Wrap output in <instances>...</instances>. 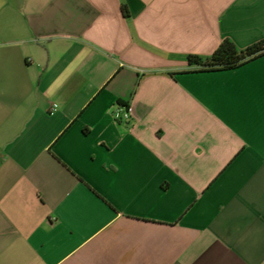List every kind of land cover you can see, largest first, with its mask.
I'll use <instances>...</instances> for the list:
<instances>
[{
  "label": "crops",
  "instance_id": "1",
  "mask_svg": "<svg viewBox=\"0 0 264 264\" xmlns=\"http://www.w3.org/2000/svg\"><path fill=\"white\" fill-rule=\"evenodd\" d=\"M226 39L264 0H0V264H264V55L186 59Z\"/></svg>",
  "mask_w": 264,
  "mask_h": 264
},
{
  "label": "trees",
  "instance_id": "2",
  "mask_svg": "<svg viewBox=\"0 0 264 264\" xmlns=\"http://www.w3.org/2000/svg\"><path fill=\"white\" fill-rule=\"evenodd\" d=\"M264 55V40L245 49H238L229 39L224 40L208 57L188 55L187 62L204 71L229 70Z\"/></svg>",
  "mask_w": 264,
  "mask_h": 264
},
{
  "label": "built area",
  "instance_id": "3",
  "mask_svg": "<svg viewBox=\"0 0 264 264\" xmlns=\"http://www.w3.org/2000/svg\"><path fill=\"white\" fill-rule=\"evenodd\" d=\"M112 118L116 122L127 121L131 118L130 109L126 105H117L112 111Z\"/></svg>",
  "mask_w": 264,
  "mask_h": 264
}]
</instances>
